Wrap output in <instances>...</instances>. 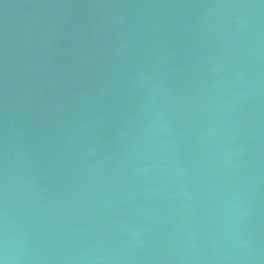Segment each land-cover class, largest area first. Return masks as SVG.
<instances>
[{
    "label": "water",
    "instance_id": "obj_1",
    "mask_svg": "<svg viewBox=\"0 0 264 264\" xmlns=\"http://www.w3.org/2000/svg\"><path fill=\"white\" fill-rule=\"evenodd\" d=\"M178 264H264V0H27Z\"/></svg>",
    "mask_w": 264,
    "mask_h": 264
}]
</instances>
